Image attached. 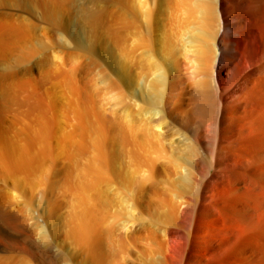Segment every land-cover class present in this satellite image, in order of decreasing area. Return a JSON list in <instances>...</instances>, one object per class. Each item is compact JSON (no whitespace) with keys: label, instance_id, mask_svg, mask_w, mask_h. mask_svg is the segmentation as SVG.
Instances as JSON below:
<instances>
[{"label":"bare ground","instance_id":"bare-ground-1","mask_svg":"<svg viewBox=\"0 0 264 264\" xmlns=\"http://www.w3.org/2000/svg\"><path fill=\"white\" fill-rule=\"evenodd\" d=\"M77 1L32 0L51 17L52 9H69L67 25L82 35L86 52L66 57L81 60L66 78L82 80L78 93L89 148L103 137L98 154L112 157L119 174L121 158L131 155V226L107 232L90 217L96 195L99 203L106 196L100 195L102 183H77L68 214L58 201L45 220L9 208L0 187V264H111L117 248L129 242L131 264H264V0H161L149 50L133 59H142L137 67L144 70L135 71L115 57L111 12ZM22 23L0 13L3 48L34 34ZM93 49L111 59L133 88L131 99L88 55ZM36 71L32 86L51 79L41 66ZM143 72L147 79L134 87ZM98 83L100 91L94 89ZM15 96L0 92V175L21 168V159L14 162L18 142L10 145L4 130L6 116L24 107L29 113L44 110L47 102L36 90L24 100ZM62 138L73 160L74 141ZM70 217L79 250L65 254L57 244ZM83 251L88 258L80 256Z\"/></svg>","mask_w":264,"mask_h":264},{"label":"rangeland","instance_id":"rangeland-1","mask_svg":"<svg viewBox=\"0 0 264 264\" xmlns=\"http://www.w3.org/2000/svg\"><path fill=\"white\" fill-rule=\"evenodd\" d=\"M31 2L32 0H0V13L5 18H21L23 27H30L34 33L9 41L5 48L4 44L0 45V92L16 94L15 98L19 100L27 98L32 90L47 97L44 110L29 113L24 107L14 109L6 116L4 130L8 133L10 145L18 142L19 149L14 162L21 159V168L17 173L13 167L11 170L3 169L0 187L3 193H8L5 199L8 206H12L9 208L19 207L22 211L33 212L36 217L44 219V214H49L51 207L57 208L58 201L62 214H68L76 194L74 187L84 185L96 188L102 183L105 184V189L100 191V195L106 196H100L102 202L99 203L96 195V206L90 211V217L100 221L107 232L121 227L122 223L124 226L121 232L128 230V226H131V155L126 154L121 158L128 166L129 173L124 171L126 167L123 164L124 170L119 174L115 170L116 164L111 161L112 157L98 154V146L103 142V137L95 140L93 149L89 148L82 121V93H78V89H82V80H69L65 74L71 73L81 64V60L74 61L66 57H75V54L82 56L86 52L82 35L74 33L68 27L64 13L69 12V9L64 13L58 11L59 8L52 9L56 18L53 15L51 17L46 7L41 6L39 9ZM160 2L161 0H78L76 3L88 4L89 7L98 4L101 9L111 12V28L118 39L115 57L122 60V63L125 62V68L135 71L144 70L141 66L137 67V63L143 60L134 63L133 59L139 57L137 54L145 47L149 50V43L154 37V14ZM95 52L93 49L88 55L116 83L121 94L131 99L133 88L114 67L111 59L103 53ZM54 54L56 57L53 60ZM38 66H41L44 74L51 75V79L42 86L36 84L34 87L32 82L33 77L36 79ZM29 69L32 73H28ZM146 74L143 72L139 76L134 87L147 79ZM102 86V83H98L94 89L100 91ZM107 96L102 93L101 100L105 101ZM116 107L117 103H110L107 113L113 112ZM59 129L64 132H58ZM63 134L74 141L73 160L67 148L69 145L62 138ZM55 181L59 184L57 188H54ZM74 207L80 208L79 201L75 202ZM74 222L75 218L70 217L67 231L59 237L60 245L57 244L65 250L62 249L65 254L66 251L70 254L79 250L78 241L71 233ZM87 255L88 252L83 251L80 256L88 258ZM109 261L111 264H131V242L117 248Z\"/></svg>","mask_w":264,"mask_h":264}]
</instances>
